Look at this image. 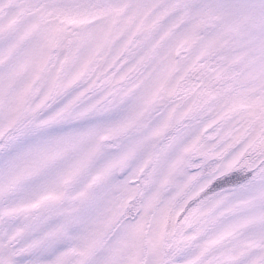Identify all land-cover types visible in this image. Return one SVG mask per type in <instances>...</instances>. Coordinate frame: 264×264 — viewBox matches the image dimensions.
Returning <instances> with one entry per match:
<instances>
[{
    "label": "snow or ice",
    "instance_id": "6c2138e0",
    "mask_svg": "<svg viewBox=\"0 0 264 264\" xmlns=\"http://www.w3.org/2000/svg\"><path fill=\"white\" fill-rule=\"evenodd\" d=\"M0 264H264V0H0Z\"/></svg>",
    "mask_w": 264,
    "mask_h": 264
}]
</instances>
